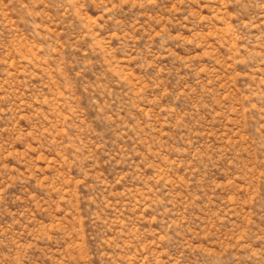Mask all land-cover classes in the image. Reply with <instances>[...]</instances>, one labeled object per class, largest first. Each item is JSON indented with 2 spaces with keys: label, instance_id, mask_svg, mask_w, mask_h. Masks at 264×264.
<instances>
[{
  "label": "rangeland",
  "instance_id": "obj_1",
  "mask_svg": "<svg viewBox=\"0 0 264 264\" xmlns=\"http://www.w3.org/2000/svg\"><path fill=\"white\" fill-rule=\"evenodd\" d=\"M0 264H264V0H0Z\"/></svg>",
  "mask_w": 264,
  "mask_h": 264
}]
</instances>
